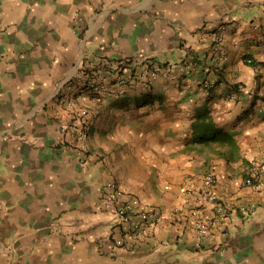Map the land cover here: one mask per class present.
<instances>
[{"label": "crops", "instance_id": "crops-1", "mask_svg": "<svg viewBox=\"0 0 264 264\" xmlns=\"http://www.w3.org/2000/svg\"><path fill=\"white\" fill-rule=\"evenodd\" d=\"M52 4L57 27L39 50L19 65L0 61V264H264V183L243 184L264 161V0ZM217 30L227 60L212 48ZM130 56L136 69L149 61L173 77L111 84L100 105L89 101L90 150L78 155L56 116L67 117L58 88L84 59ZM205 79L215 81L209 95ZM78 91L76 81L65 92ZM205 111L235 137L238 158L191 144ZM209 171L221 198L254 208L232 213L196 250L182 187L199 188ZM112 179L161 213L132 249L115 247L116 220L101 205Z\"/></svg>", "mask_w": 264, "mask_h": 264}, {"label": "built area", "instance_id": "built-area-1", "mask_svg": "<svg viewBox=\"0 0 264 264\" xmlns=\"http://www.w3.org/2000/svg\"><path fill=\"white\" fill-rule=\"evenodd\" d=\"M262 18L264 20V15ZM212 39L214 52L219 55V59L227 60L228 55L223 49L222 30L214 31ZM247 61L252 62L253 59L248 57ZM80 63L76 74L60 85L55 96L62 99L67 110L66 118H63L60 111H56L57 118L62 119L60 121L61 131L78 155H83L90 150L94 122L93 108L89 105V101L100 105L111 84L132 85L138 80H144L150 84L160 74L168 78L173 77L171 70L156 69L149 61H146L140 69H136L138 62L133 56L122 59L107 57L96 60L84 59ZM76 81L85 87L86 93L82 91L75 94L65 92ZM214 85V80L205 79L203 81L205 93L209 95ZM263 183L264 161L261 160L251 164L249 171L243 177V184L260 189ZM214 187L215 175L212 171L203 175L199 188H194L188 183H184L182 187L185 202L191 205L196 250L203 248L205 240L212 238V231L215 227L227 221L232 213L239 211L249 214L254 208L252 204H237L221 198L215 192ZM101 205L116 220V231L112 234V242L117 248H134L155 229L161 219V213L156 207L143 203L135 195H128L115 179L106 184Z\"/></svg>", "mask_w": 264, "mask_h": 264}, {"label": "rangeland", "instance_id": "rangeland-1", "mask_svg": "<svg viewBox=\"0 0 264 264\" xmlns=\"http://www.w3.org/2000/svg\"><path fill=\"white\" fill-rule=\"evenodd\" d=\"M64 1L6 0V3H0V61L19 65L26 52L36 53L42 42V33L54 31L57 27L52 23L54 15L49 7L52 3Z\"/></svg>", "mask_w": 264, "mask_h": 264}, {"label": "trees", "instance_id": "trees-1", "mask_svg": "<svg viewBox=\"0 0 264 264\" xmlns=\"http://www.w3.org/2000/svg\"><path fill=\"white\" fill-rule=\"evenodd\" d=\"M193 139L191 144H202L214 147L220 154L230 159H236L239 155V144L232 134L218 128L209 114L205 111L196 115L192 123Z\"/></svg>", "mask_w": 264, "mask_h": 264}]
</instances>
